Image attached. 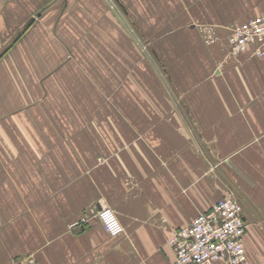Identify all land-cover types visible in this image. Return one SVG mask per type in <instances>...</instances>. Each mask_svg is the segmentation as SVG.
<instances>
[{"label":"crops","instance_id":"0c3cea01","mask_svg":"<svg viewBox=\"0 0 264 264\" xmlns=\"http://www.w3.org/2000/svg\"><path fill=\"white\" fill-rule=\"evenodd\" d=\"M105 1L0 0V264H173V232L229 195L264 264V56L226 46L264 0H114L158 49L136 60L152 103L110 87L128 40Z\"/></svg>","mask_w":264,"mask_h":264},{"label":"built area","instance_id":"2783aa9c","mask_svg":"<svg viewBox=\"0 0 264 264\" xmlns=\"http://www.w3.org/2000/svg\"><path fill=\"white\" fill-rule=\"evenodd\" d=\"M227 44L232 57L249 47H253L257 57L264 56V13L235 25ZM96 217L110 236L123 233L124 227L111 207L101 206ZM246 227L238 200L230 195L218 199L208 211L199 213L168 239L174 252L173 264H250L243 241ZM13 264L38 263L27 256Z\"/></svg>","mask_w":264,"mask_h":264},{"label":"rangeland","instance_id":"374dc122","mask_svg":"<svg viewBox=\"0 0 264 264\" xmlns=\"http://www.w3.org/2000/svg\"><path fill=\"white\" fill-rule=\"evenodd\" d=\"M107 4L108 11H111L113 13V17L118 20V23L120 26H122V33H126L127 36V42L122 43L121 45H115L113 44L111 46V49L113 52L119 53V50L124 52L125 57H119L117 58V61H113L110 63L111 64V69H112V77H111V82H110V87H116L118 86L120 89H122V96H127V100L131 102L139 101V102H144V103H152L155 101L154 97H156V100H169L170 95L169 94H164L161 92L159 96H157L156 93L153 94L151 87L154 86L155 83L152 82V74H153V69L155 70L156 66H153L154 64L157 65L156 62L148 61L147 64L144 65L143 71H144V87L142 86L141 90V84H139V80L136 81V74L135 71L137 69V58L140 57V54H143L144 60H149V58L153 59L152 57L154 52L155 54L158 53V49L156 48L155 45L151 42L149 36L145 33V38H144V47L141 46L140 42V36L137 35V31L135 30V18L132 15H124V13L120 12V9L118 8L117 4L114 2V0H107L105 1ZM30 5L34 7V4L36 6L42 5L44 2L43 0H34V2H29ZM114 26L116 23H113ZM118 24H116L117 26ZM237 25V24H236ZM235 25H233L234 27ZM232 27V28H233ZM229 36V35H228ZM140 38V39H139ZM228 38V37H227ZM142 41V40H141ZM136 42L138 44H136ZM227 46V45H226ZM144 49V50H143ZM228 50V47H227ZM228 53V51H227ZM148 58V59H147ZM155 59V58H154ZM161 67L163 68L165 63L160 62ZM154 67V68H153ZM156 72V71H155ZM162 73V70H161ZM147 80V82H146ZM163 81V83H162ZM170 85L171 81L170 79L167 78V76L164 75L163 79H161V85ZM173 84V83H172ZM108 88V87H107ZM115 96L116 100H118V95L113 93L111 96ZM159 97V98H158ZM125 98V97H124ZM180 98V97H179ZM102 100L100 95H96V101ZM107 100V97H106ZM123 100V98L121 99ZM126 100V98H125ZM175 100L178 99V95ZM181 100V99H180Z\"/></svg>","mask_w":264,"mask_h":264}]
</instances>
